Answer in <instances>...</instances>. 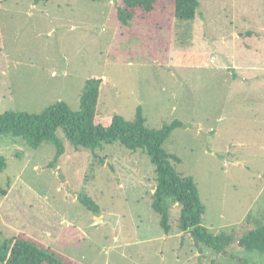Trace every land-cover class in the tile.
<instances>
[{"label":"rangeland","instance_id":"1","mask_svg":"<svg viewBox=\"0 0 264 264\" xmlns=\"http://www.w3.org/2000/svg\"><path fill=\"white\" fill-rule=\"evenodd\" d=\"M200 1L192 20L159 0L124 25L112 1L0 0V114L61 100L78 111L87 80L102 77V117L133 120L141 106L150 128L184 123L163 147L194 178L203 224L230 233L250 213L264 223V0ZM57 135L58 159L51 142L31 148L0 135V241L31 239L67 264H264L261 251L234 248L233 258L196 246L179 226L178 203L167 234L152 207L148 152L116 143L93 155Z\"/></svg>","mask_w":264,"mask_h":264},{"label":"trees","instance_id":"2","mask_svg":"<svg viewBox=\"0 0 264 264\" xmlns=\"http://www.w3.org/2000/svg\"><path fill=\"white\" fill-rule=\"evenodd\" d=\"M39 1L49 0H35L36 3ZM94 1H112L120 23L129 25L138 15L153 12L159 0ZM173 4L178 19L192 20L198 14L201 1L173 0ZM103 80L102 77H91L87 80L81 94V108L78 111H72L68 104L61 100L39 113L27 111L1 113L0 135L19 137L31 148H37L43 142H51L57 148L55 159H58L65 150L63 139L57 135L59 130L63 131L65 137L75 147L88 149L93 155L106 145L116 143L132 151H146L155 165L157 181L152 207L161 215L160 224L167 234L171 229L170 207L178 203L179 226L196 246L203 245L219 254L231 257H233L231 250L234 248L264 252V223L254 219L252 213L248 214L247 219L230 233L214 234L203 224L206 206L200 197L194 178L178 171L170 159L175 158L177 161L180 159L163 147L173 131L184 123L175 119L160 128H150L146 124L141 106L137 108L133 120H127L119 114L102 117L99 104ZM6 167V159L0 155V170ZM0 194H7L1 183ZM78 199L89 210L100 212L98 205L88 194L81 192ZM0 261L3 264H67L51 249L19 235L0 241ZM242 264L250 263L243 259Z\"/></svg>","mask_w":264,"mask_h":264},{"label":"water","instance_id":"3","mask_svg":"<svg viewBox=\"0 0 264 264\" xmlns=\"http://www.w3.org/2000/svg\"><path fill=\"white\" fill-rule=\"evenodd\" d=\"M99 221H101V219H100V218H98V219H97L96 223H97V222H99Z\"/></svg>","mask_w":264,"mask_h":264}]
</instances>
